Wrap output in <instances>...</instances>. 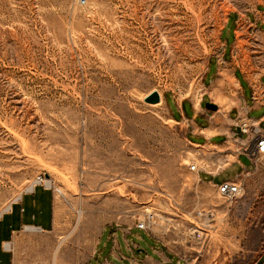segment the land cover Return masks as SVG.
<instances>
[{"label":"rangeland","instance_id":"374dc122","mask_svg":"<svg viewBox=\"0 0 264 264\" xmlns=\"http://www.w3.org/2000/svg\"><path fill=\"white\" fill-rule=\"evenodd\" d=\"M257 6L264 0H0V213L45 175L60 190L53 238L71 248L73 264H83L103 226L148 212L158 237L200 244L188 230L210 209L216 221L206 225L241 229L244 243L228 248L213 231L207 256L255 264L264 252V157L229 204L199 184L190 165L211 166L161 99H146L194 95L225 17ZM254 50L244 51L251 69Z\"/></svg>","mask_w":264,"mask_h":264},{"label":"crops","instance_id":"0c3cea01","mask_svg":"<svg viewBox=\"0 0 264 264\" xmlns=\"http://www.w3.org/2000/svg\"><path fill=\"white\" fill-rule=\"evenodd\" d=\"M255 48L260 49L259 55L250 58L258 66L251 69L246 67L244 51ZM161 102L187 144L211 166H197L199 184L217 187L249 175L255 165L245 150L254 143V135L243 132L242 124L264 132V7L229 13L196 93L181 97L170 91ZM208 102L219 108L209 109ZM244 159H250V165ZM227 160L221 169L213 168ZM234 166L240 169L236 177L213 180ZM237 216L240 212L224 217ZM136 224V218H124L103 226L83 264H215L207 256L212 249L211 232L221 233L228 248L244 243L243 231L232 225L205 227L203 241L187 245L158 237ZM56 232V193L42 184L32 185L0 213V264H73L71 248L53 238ZM239 232L241 238L234 240L233 233ZM48 237L54 240L46 243Z\"/></svg>","mask_w":264,"mask_h":264},{"label":"built area","instance_id":"2783aa9c","mask_svg":"<svg viewBox=\"0 0 264 264\" xmlns=\"http://www.w3.org/2000/svg\"><path fill=\"white\" fill-rule=\"evenodd\" d=\"M243 132L245 133H252L254 135V143L249 146L245 152L251 158L253 163L256 165L258 160L264 156V132H262L259 128L253 125H249L247 123L242 124ZM190 170L195 171L197 170L196 164L190 165ZM35 184H42L47 188L53 189L54 192L58 191L59 189L52 186L50 180L45 175H39L35 179ZM217 189L219 194L229 203L232 204L236 199H238L244 192V183L241 180L235 181H226L221 184L217 185ZM197 216L199 218L196 219V224L192 225L188 231H191V234L201 238L205 232V227L207 221L208 223H213L216 221V214L215 212L210 209L206 211H199L197 212ZM156 223V214L152 212H148L146 216L143 218H139L137 220L136 226L143 230H149L151 226Z\"/></svg>","mask_w":264,"mask_h":264},{"label":"water","instance_id":"95a60500","mask_svg":"<svg viewBox=\"0 0 264 264\" xmlns=\"http://www.w3.org/2000/svg\"><path fill=\"white\" fill-rule=\"evenodd\" d=\"M160 94L158 91H154L151 95H149L146 99L147 102L150 103H157L160 101ZM207 107L212 110H216L217 106L211 102L207 103ZM255 264H264V252L263 254L258 258V260L255 262Z\"/></svg>","mask_w":264,"mask_h":264},{"label":"bare ground","instance_id":"6f19581e","mask_svg":"<svg viewBox=\"0 0 264 264\" xmlns=\"http://www.w3.org/2000/svg\"><path fill=\"white\" fill-rule=\"evenodd\" d=\"M195 2H197V1H195ZM160 98H161V100H162V95H161V93H160ZM48 180H50V179H48Z\"/></svg>","mask_w":264,"mask_h":264}]
</instances>
